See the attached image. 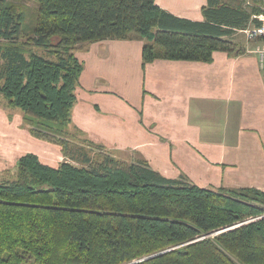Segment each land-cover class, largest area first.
Wrapping results in <instances>:
<instances>
[{
    "label": "trees",
    "instance_id": "16d2710c",
    "mask_svg": "<svg viewBox=\"0 0 264 264\" xmlns=\"http://www.w3.org/2000/svg\"><path fill=\"white\" fill-rule=\"evenodd\" d=\"M14 1L27 0H0L3 108L10 119L21 112L23 128L66 160L53 167L27 154L0 181V264H264L263 191L201 188L89 140L81 160L70 130L84 71L79 44L137 37L146 40L144 68L211 63L216 51L245 54L235 33L260 27L253 17L262 7L209 0L194 22L156 0H30L37 9L28 23L30 9Z\"/></svg>",
    "mask_w": 264,
    "mask_h": 264
},
{
    "label": "crops",
    "instance_id": "0c3cea01",
    "mask_svg": "<svg viewBox=\"0 0 264 264\" xmlns=\"http://www.w3.org/2000/svg\"><path fill=\"white\" fill-rule=\"evenodd\" d=\"M208 1L156 4L203 22ZM145 42L79 44L84 71L72 119L85 140L116 157L144 158L167 178L186 175L201 188L264 192V66L255 47L236 42L244 55L216 51L211 63L161 59L144 68ZM22 117L0 109V176L14 173L27 154L53 167L66 160L60 147L33 138Z\"/></svg>",
    "mask_w": 264,
    "mask_h": 264
},
{
    "label": "rangeland",
    "instance_id": "374dc122",
    "mask_svg": "<svg viewBox=\"0 0 264 264\" xmlns=\"http://www.w3.org/2000/svg\"><path fill=\"white\" fill-rule=\"evenodd\" d=\"M12 3H14V4H22L21 5L22 6V9H24V8L30 9V11L28 12V16H29V20H27L28 23H29L30 20H33V19L36 18L37 4L33 3L30 0L24 1L22 3L19 2V1H14ZM263 6H264V0H244V3H243L244 9L247 10V11H249V12H251V10H252L253 7L260 8V7H263ZM242 31L243 30H240V31H238V32L235 33L234 39L236 40V42H239V43L241 42L243 45L248 42L249 46L255 47V49H257L259 46H261L263 44L261 42H255V41L254 42L253 41H250L249 42L248 39H247V34L244 33V32H242ZM0 103L2 105V107L0 106V109L1 110L2 109L4 110L3 107H5L4 106L5 101H4V99L2 97H0ZM8 112L9 111L7 110V113ZM73 129H74V131H73ZM70 130H71V135L75 137L74 140H76V142H77V143H75L76 146H77V148L75 149L76 154L78 155L77 157H78V159H81L82 160L84 156H83V154L81 152L82 151L81 149L82 148H85V149L86 148H90V146L87 145L84 136L81 134V132H79V130L75 127L74 124H72V126L70 127ZM117 157L120 158V159H122V160H127V161H130L131 158H133V157L129 158L128 156H125V155H121V157H119V156H117ZM81 160H79V162ZM79 165L81 166L82 163H79ZM4 178L5 177L3 175H1L0 176V181H2ZM223 232H225V231H223ZM223 232L214 233V234H211L210 236L215 237V236H217V235H219V234H221Z\"/></svg>",
    "mask_w": 264,
    "mask_h": 264
},
{
    "label": "built area",
    "instance_id": "2783aa9c",
    "mask_svg": "<svg viewBox=\"0 0 264 264\" xmlns=\"http://www.w3.org/2000/svg\"><path fill=\"white\" fill-rule=\"evenodd\" d=\"M263 10V14L262 15H255L253 17V19L259 21L261 23L260 27H251L247 30H244L242 32L247 34V39L248 41H255V42H261L263 43L261 46H259L256 49V53L259 56V59L262 63V66H264V41H262V39H264V6L262 7Z\"/></svg>",
    "mask_w": 264,
    "mask_h": 264
},
{
    "label": "water",
    "instance_id": "95a60500",
    "mask_svg": "<svg viewBox=\"0 0 264 264\" xmlns=\"http://www.w3.org/2000/svg\"><path fill=\"white\" fill-rule=\"evenodd\" d=\"M239 226V225H238ZM237 227V226H236ZM235 228V227H234ZM231 229H233V228H231ZM229 230V229H228ZM228 230H222V231H220V232H223V231H228ZM217 233H219V232H217Z\"/></svg>",
    "mask_w": 264,
    "mask_h": 264
}]
</instances>
